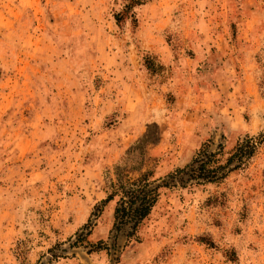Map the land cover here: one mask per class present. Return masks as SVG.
Returning a JSON list of instances; mask_svg holds the SVG:
<instances>
[{
	"label": "rangeland",
	"instance_id": "obj_1",
	"mask_svg": "<svg viewBox=\"0 0 264 264\" xmlns=\"http://www.w3.org/2000/svg\"><path fill=\"white\" fill-rule=\"evenodd\" d=\"M125 5L0 0V264H264V0ZM246 138L221 181L176 174ZM142 175L115 232L102 202Z\"/></svg>",
	"mask_w": 264,
	"mask_h": 264
},
{
	"label": "trees",
	"instance_id": "obj_2",
	"mask_svg": "<svg viewBox=\"0 0 264 264\" xmlns=\"http://www.w3.org/2000/svg\"><path fill=\"white\" fill-rule=\"evenodd\" d=\"M142 1L143 0H126V14L127 10L140 5ZM115 20L118 22L119 16H116ZM254 148L255 143L252 139L246 138L244 142L239 143L236 148H234L231 157L227 160V164H232V167L225 172L222 171L224 167L217 165V156L221 154V150L219 149L217 152H208L206 146H202L195 154L190 164L183 169H177L176 174L185 177L186 180L216 183L221 181L228 171L231 172L242 167L246 160L252 155ZM154 184L155 182L148 183L146 175H142L137 180L128 184L127 187L120 185L107 196L102 204L109 202L115 196H120L113 211L112 230L117 232L124 226H128L131 230L128 236L133 235L141 222L148 216L151 208L156 202L157 191L160 186ZM162 187L166 186L164 185ZM87 228H90L89 224H86L83 229ZM88 234L89 233H86V235ZM84 241L85 238L78 234L73 245Z\"/></svg>",
	"mask_w": 264,
	"mask_h": 264
}]
</instances>
